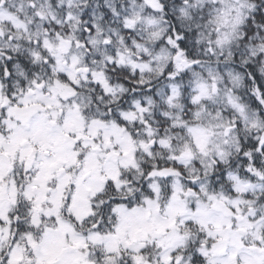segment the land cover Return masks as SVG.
I'll use <instances>...</instances> for the list:
<instances>
[{
    "label": "snow or ice",
    "instance_id": "obj_1",
    "mask_svg": "<svg viewBox=\"0 0 264 264\" xmlns=\"http://www.w3.org/2000/svg\"><path fill=\"white\" fill-rule=\"evenodd\" d=\"M0 264H264V0H0Z\"/></svg>",
    "mask_w": 264,
    "mask_h": 264
}]
</instances>
